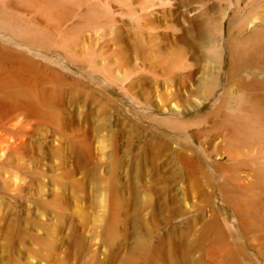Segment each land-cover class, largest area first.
<instances>
[{"label": "rangeland", "instance_id": "rangeland-1", "mask_svg": "<svg viewBox=\"0 0 264 264\" xmlns=\"http://www.w3.org/2000/svg\"><path fill=\"white\" fill-rule=\"evenodd\" d=\"M62 1L75 52L24 50L43 112L0 154V264H264V0Z\"/></svg>", "mask_w": 264, "mask_h": 264}, {"label": "bare ground", "instance_id": "bare-ground-1", "mask_svg": "<svg viewBox=\"0 0 264 264\" xmlns=\"http://www.w3.org/2000/svg\"><path fill=\"white\" fill-rule=\"evenodd\" d=\"M120 1L129 7V0ZM158 1L162 4L167 2V0ZM62 3V0L61 3L58 0H0V154H6L8 151L16 148L17 144L20 143L19 141H22V139L19 140L18 138L21 134L20 132L23 131V133L28 134L32 119L43 112L39 105L38 109H36L35 93L30 89V79L33 78H29V75L31 74L30 69L33 68L34 61L26 53L30 51L33 54L32 51H38V42L40 40L41 42L48 41L52 42V44L54 43L62 53L75 52L74 48L69 50L72 43L67 41L69 37L66 38V33L63 32L64 24L67 21L69 23L70 20L66 16L72 8L65 9L68 6H63L65 7L63 9ZM81 3L88 2L80 1ZM146 8H149V6H142L141 13L153 12V9ZM128 9L126 11H129ZM99 10L111 13V8L109 9L105 5H102ZM127 14L134 20L141 18H136L139 15L132 10ZM70 17L72 19V15ZM16 20H19L20 24H16ZM65 30L70 32L67 27ZM40 46H44L45 48V45ZM47 46L50 48V44ZM24 50L25 52L28 51L24 53ZM35 54L38 55L37 53ZM57 59L55 58L54 60L57 62ZM35 62L37 61L35 60ZM41 63L43 64L42 61ZM36 64L38 65V63ZM40 67V69L47 68V65ZM32 71L36 72L35 70ZM41 74L43 75V73ZM55 78H57V75ZM48 100L49 96H47L45 91L39 95V98L37 97V103L40 102L42 105ZM173 104L176 106L175 103Z\"/></svg>", "mask_w": 264, "mask_h": 264}]
</instances>
